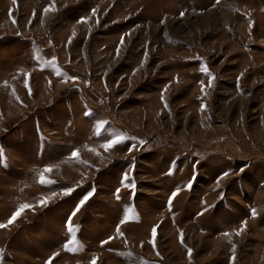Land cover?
I'll list each match as a JSON object with an SVG mask.
<instances>
[{
  "label": "rangeland",
  "instance_id": "rangeland-1",
  "mask_svg": "<svg viewBox=\"0 0 264 264\" xmlns=\"http://www.w3.org/2000/svg\"><path fill=\"white\" fill-rule=\"evenodd\" d=\"M25 203L0 264H264V0H0V224Z\"/></svg>",
  "mask_w": 264,
  "mask_h": 264
},
{
  "label": "snow or ice",
  "instance_id": "snow-or-ice-1",
  "mask_svg": "<svg viewBox=\"0 0 264 264\" xmlns=\"http://www.w3.org/2000/svg\"><path fill=\"white\" fill-rule=\"evenodd\" d=\"M217 2H218V0H217ZM54 10H55V5L53 4L50 7L45 8L44 9V13L47 14L49 11H54ZM92 13H93V15H95L96 14V10L93 9L92 10ZM78 22L79 23H88V18L87 17H82ZM122 43H123V38H122ZM118 52H119V49H118ZM200 71L209 77L207 87H211L213 81L215 80L214 74H212L210 72V70L208 69V67H207L206 64L200 68ZM26 75H30V74H26ZM56 75L57 76H60L61 73L59 71H57L56 72ZM68 79L72 80L73 82H76L79 78L78 77H68ZM65 82H67V81H65ZM6 83L7 82H5V84ZM201 92H205V85H204L203 81H201ZM206 94L207 93L205 92V95ZM162 99H163V97H162ZM205 108H206V105L202 103L201 104V110H204ZM102 127H103V122L98 126L97 134H99V128H102ZM126 139H129V138L126 137V136H124V135H121V134H114L111 139H109L106 143H104L102 145V147L105 149V151H108V150L114 148L116 145H119V144L124 143ZM89 150L90 151H95L94 149H89ZM132 150H133V147H129V151L131 152ZM71 156L73 158H78V156H79L78 151H74L71 154ZM51 171H52V168L51 167H48V168H45L44 169V172H51ZM225 175H227V173H225ZM128 181H129V175H128V173H125L123 175V177H122V183H124L125 186H128V187H131L132 189H135V183H134V181L131 182L130 184L128 183ZM39 182L41 184H52V183H55V181L48 180L43 173L40 175ZM74 191H75L74 188H66V189H63L62 190V194L65 195V196H67V195H71L72 192H74ZM119 191L120 190L117 189V193H119ZM179 191H180L179 189L173 191L172 195L169 197L168 205H169V209L170 210H171L172 201L178 195ZM55 195H56V193H53L52 194L53 197ZM92 195H94V192H89V193L85 194L81 198V200L79 201V203L77 204V206L74 208V210L71 212V214L68 217V220L66 221L67 231H68V233L71 234V239L68 241L67 244L64 245L65 249L68 250V251H74L75 250V248H70L69 245H75L77 243V240H76V232L79 230V226L73 224V218L77 215V213L84 206V204L91 198ZM51 199H52V197L42 198L39 201V205L41 207L46 206L47 203L49 202V200H51ZM117 199H119V195H117ZM32 208H34V206L33 205H30V204H27V203L20 205L18 207V209L13 213V215L9 218V220L7 221L6 224H0V228H7L8 226L12 225L23 214V212L25 210L32 209ZM206 210L207 209H205L204 211H206ZM201 214H203V212ZM132 219H135V217L133 215V209L132 208H128L127 209V215L120 222V224L117 225V228H116L117 235L123 236V233L120 231L121 225L124 224V223H127L129 220H132ZM157 227L158 226H153V228L151 230V235H152V238H153V241H152L153 242V246H155L154 242H155V238L157 236ZM245 228H246V222H243L241 229L240 230H237L235 234L236 235H240L241 232ZM223 235L230 236L231 234L228 233V232H225ZM114 238L115 237H109L108 240L101 241V244L102 245L103 244H107V243H109L110 240H112ZM181 241L183 242V234L182 233H181ZM191 251H192L191 249H188L189 257L191 256ZM54 255H56V254H54ZM53 258L54 257H50L49 258V261H47L46 264H51V261H52ZM232 259L234 261L235 260V257L233 256ZM92 264H96L95 259L92 261Z\"/></svg>",
  "mask_w": 264,
  "mask_h": 264
}]
</instances>
